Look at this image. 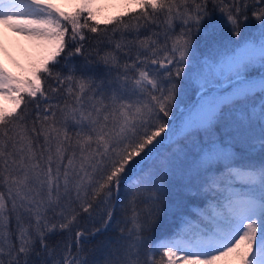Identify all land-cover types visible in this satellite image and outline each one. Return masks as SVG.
Instances as JSON below:
<instances>
[{"label":"snow or ice","instance_id":"6c2138e0","mask_svg":"<svg viewBox=\"0 0 264 264\" xmlns=\"http://www.w3.org/2000/svg\"><path fill=\"white\" fill-rule=\"evenodd\" d=\"M133 5L0 0L41 50L0 65V264H264V0Z\"/></svg>","mask_w":264,"mask_h":264},{"label":"rangeland","instance_id":"374dc122","mask_svg":"<svg viewBox=\"0 0 264 264\" xmlns=\"http://www.w3.org/2000/svg\"><path fill=\"white\" fill-rule=\"evenodd\" d=\"M54 2L58 3L59 5H61V7H63V9H65L64 7L66 6H71L75 3H78V0H54ZM121 5L124 4H120V0H97V7L100 9V11L97 13V18L103 22L109 20L115 15H119L120 9L123 8V6ZM129 9L135 10L134 6H131V8ZM214 19L218 20L219 18L214 17ZM253 31H255V22H253L248 27L246 34ZM229 35L230 34L228 33L227 28H222L218 31L214 30L212 35L208 37L201 35L198 37V43H202V46L199 45V50L201 52H205L207 50V47L213 41L226 40L228 39ZM85 47V55H89V53H91L92 56L93 54H95V42L92 46L90 41V44L88 46L85 45ZM100 47L103 48V45H100ZM40 54L41 50L35 47L32 42L26 40L23 36H18L12 32L4 33L0 29V65H3L7 69V71L12 73L13 75L19 77L28 75V70L30 69L32 63L39 59ZM80 60L81 59L79 58L76 63L78 65L84 64L83 62H80ZM188 96L193 97L194 93L189 90ZM0 107L7 109L11 108L12 105L10 101H7L4 98L0 97ZM183 108L184 106L180 105L177 108V112L182 111ZM173 123L175 122L173 121ZM219 264H239V261L234 258H228L224 261L219 262Z\"/></svg>","mask_w":264,"mask_h":264},{"label":"trees","instance_id":"16d2710c","mask_svg":"<svg viewBox=\"0 0 264 264\" xmlns=\"http://www.w3.org/2000/svg\"><path fill=\"white\" fill-rule=\"evenodd\" d=\"M127 2H128V0H120V4H124V5H121V6H123V8L120 9V12H119L120 14H119V15H121V14H123V13H126V12H128V11H130V9H129L128 7L125 6ZM133 6H134V5H133ZM124 7H125V8H124ZM97 8H98V7H97ZM134 8H135V6H134ZM74 10H75V9H74L73 7H68V8H66V9H64V11H66V12H72V11H74ZM131 11H136V9H135V10H131ZM89 37H90V39H89L88 42L85 43V45L88 46V45L90 44V41H91V45L93 46V43H94L95 41H93V40L91 39L92 34H89ZM198 44H199L200 46H202V43H198ZM89 49H92V48H89ZM85 50H86V47H85ZM94 55H95V54H93V55H92L91 57H89V58L94 60V58H95ZM80 59H81L80 62L85 63V61L83 60L82 57H81ZM77 61H78V60H77ZM89 70L94 71L98 77H101V76H103V74H104L103 66H99V67H97L94 63H93L92 65H89ZM193 98H194V96H193ZM176 111H177V109H176ZM181 195H182V194L179 193V192L175 193V194H174V197H173V201L170 202V203L174 206L175 202L178 201V200L181 198ZM169 220H170V217H169L168 215H165L163 221L161 222L160 226H159L158 229L156 230V235H157V236H160V235H163V234L166 233V231H167V226H168V223H169ZM81 226H82V227H84V226H89V227H90V225H85V224H83V223H82ZM65 235L67 236V235H70V234H65ZM60 238H61V237H55V239H60ZM99 239H102V237H97L96 239L92 240L91 243L88 245V247L91 248V247H93L94 245H96V243H97V241H98ZM74 251H75V249L73 248V252H74Z\"/></svg>","mask_w":264,"mask_h":264},{"label":"bare ground","instance_id":"6f19581e","mask_svg":"<svg viewBox=\"0 0 264 264\" xmlns=\"http://www.w3.org/2000/svg\"><path fill=\"white\" fill-rule=\"evenodd\" d=\"M2 30V32H4V33H8V32H10V31H7V30H3V29H1Z\"/></svg>","mask_w":264,"mask_h":264}]
</instances>
